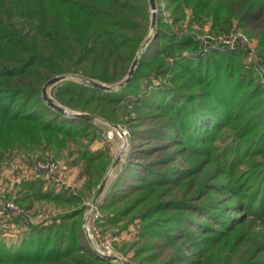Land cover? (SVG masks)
I'll use <instances>...</instances> for the list:
<instances>
[{
  "label": "trees",
  "instance_id": "16d2710c",
  "mask_svg": "<svg viewBox=\"0 0 264 264\" xmlns=\"http://www.w3.org/2000/svg\"><path fill=\"white\" fill-rule=\"evenodd\" d=\"M157 6L152 38L130 80L101 90L83 79L113 84L126 77L150 34L148 0H0V167L20 149L60 151L72 143L92 190L113 162L107 147L91 149L104 141L94 117L120 120L131 146L98 200L95 223L103 236L134 226V239L117 246L124 263L264 264V90L244 68L246 47L203 53L197 39L205 25L215 36L240 31L256 40L264 63V0ZM64 73L80 81L54 83L51 100L93 119L64 116L43 100V83ZM122 103L133 104V117L125 118ZM43 184L21 179L13 201L32 212L53 202L61 212L26 225L10 245L0 239V264H116L86 241L89 205L79 193L44 191Z\"/></svg>",
  "mask_w": 264,
  "mask_h": 264
},
{
  "label": "rangeland",
  "instance_id": "374dc122",
  "mask_svg": "<svg viewBox=\"0 0 264 264\" xmlns=\"http://www.w3.org/2000/svg\"><path fill=\"white\" fill-rule=\"evenodd\" d=\"M159 4L162 6V0H159ZM162 9L159 12L160 14H164V11ZM157 12H158V6H157ZM202 30H203L202 32H204L203 35H201V37H198L197 39L201 40L200 48L203 53L210 51V49L214 47V46H210V44L208 43H204L205 41H207L208 37L210 40L208 42H212L214 45L218 44L220 46L218 47L219 52L233 51V50H238V49L241 50V48L242 49L245 48L246 45L254 48L255 57L253 59H249L248 56L246 55L247 58L245 59L244 57V61L242 62H244L245 69L251 70V71L254 70L255 74H257L258 76L257 82L261 84L260 86L264 90V76H262V73L260 71V68L264 67V63L258 61L255 39H248L243 33H241L240 31H236V32H232L228 36V38L229 37L233 38V41H230V44L223 46L222 44H220L221 39L222 38L226 39L227 37L223 36L222 34H218L217 36H215L213 35V33H209L208 25H205ZM202 40H204V42H202ZM58 75H64L63 79L58 82L72 81V82L79 83L80 81L79 77L74 73H64V74H58ZM83 81H84V84H86L85 83L86 79H83ZM93 81H96V80H93ZM96 82H99V81H96ZM53 84L48 86L46 89V92L49 95V97H50V93H52ZM114 84L116 83L107 84V85H114ZM122 104H126L125 106L121 107V109L125 108V112L127 113L125 115V118L133 117L135 115V112L133 111V108H132L133 104L132 103L130 105L129 103H122ZM64 109H66V111H68L69 113L78 112L76 110L75 111L73 110V112H71L67 108H64ZM121 123L122 121L120 120L112 123V122L105 121L101 119L100 117H94V125L97 127L98 131L103 132V138L104 136L107 137L108 134L111 136V138L104 140V141H99V142L95 141L94 143L91 144V149L96 150L98 148L107 147L109 149V155L112 158V160L114 161L116 158H118L116 167L110 168L111 167L110 166L106 174L103 176V178L106 177V182H105V186L98 200H100L103 196H105L106 192L110 190L111 188L110 184L117 178V175L119 171L121 170L122 164L125 162L126 157L128 156V151L131 146V141L129 139V132L127 134L124 132L125 130L123 128L124 125ZM127 124L128 123H125V125ZM129 126L131 127L132 123ZM101 137H102V134H101ZM47 156H50L54 160L55 162L54 164L56 165L57 171L60 174L59 182L62 183V185L58 186L55 183L45 185L44 183L43 190L47 191L49 188H51L53 189L54 192H59L61 191V189L65 187H69L71 190H73V192L77 194L79 193L78 195L80 196L79 199H80L81 205H86L89 201H91L99 184L96 185L95 187L93 186L92 190L89 189L88 185H86L85 177L82 174V164H81V161L78 160L77 151L75 149V146L72 143H67V146H65L64 149H61L60 151L56 150L55 147L53 146L51 147L49 146H30L24 149L17 150L15 153H10L7 156L6 161L0 167V187L3 189L2 194H5V192H10L8 194L11 196H8L7 199L9 200V199L14 198L15 190H13L14 186L11 183L12 180H14L17 177L18 173L20 174V172H22L24 174L25 164L30 166L32 162H34L38 158L43 159ZM230 156H232V153L229 154V157ZM261 168L263 169V167ZM226 178H227L226 174H223V176L218 177L217 181L218 180L225 181ZM250 181H253V179ZM235 186L236 184L232 183L229 187L233 189V188H236ZM42 205L43 206L40 207L39 211H34V213L39 212L40 214H42L44 217V220H46V222L44 223H41V221L39 223H33V222L23 220L21 219L19 214L18 216H12V218H9L5 221L9 227L7 229H4L3 227L0 228V239L3 241V243L6 246L16 242V240L21 236L22 232L26 229V225L28 224L39 225L40 223L45 224L51 220L50 218L55 217L56 214L61 212L60 208L54 207L53 202H47V203L42 202ZM66 208L70 209V206ZM73 208H75V206L72 207L70 210H72ZM245 208H247V206ZM68 209H64V210L66 211ZM231 213L237 214L235 210H232ZM15 217H17L16 219L20 218L19 222L15 221L14 219ZM83 220H84V216H83ZM231 222H232V218H228L227 223L230 224ZM82 225H83V221H82ZM122 225H123V221H119V223L117 224L118 227ZM216 226L219 228L221 227L219 225H216ZM96 228L99 232L97 225H96ZM128 231H130L129 236L125 234L126 239L123 238L122 241H131L134 239L135 236L133 237V235H134V232L136 231L134 226L133 225L129 226V228L126 229V232ZM107 234H111V233L108 232ZM117 246L118 244H115V249L117 250L121 258L123 259H118V261H114V262L116 264H125L124 262L128 261V258L122 255L123 254L122 251H119L117 249ZM130 264H133V263L130 262Z\"/></svg>",
  "mask_w": 264,
  "mask_h": 264
},
{
  "label": "built area",
  "instance_id": "2783aa9c",
  "mask_svg": "<svg viewBox=\"0 0 264 264\" xmlns=\"http://www.w3.org/2000/svg\"><path fill=\"white\" fill-rule=\"evenodd\" d=\"M230 41H233V38H222L220 44L228 45L230 44ZM204 43L210 44V46H214L215 48L220 47L218 44H213L212 42L205 41ZM215 43V42H214ZM247 50V56L249 59H253L255 57L254 48L246 45ZM260 71L262 73V76H264V67L260 68ZM124 128V127H123ZM124 132L127 134L128 131L126 128H124ZM111 138V136L108 134L107 137L104 136V140H107ZM54 160L47 156L43 158L42 160H37L32 162V164L29 166L27 164L24 165L25 172L24 174L20 172L18 173L17 177L12 180V185L19 183L21 179H32L39 177L40 179L44 180L45 185L55 183L56 185L60 186L62 183L59 181V173L57 171V167L54 164ZM48 187V186H47ZM3 189L0 187V228L3 227L4 229H7L9 226L5 222L7 219L12 218V216H18V214H22L24 216V220L33 222V223H41L46 222L44 220V217L42 214L34 213L29 210H24L20 208V206L14 202L12 199H6L5 194H2ZM98 203V202H97ZM89 205V210L87 214L84 215L82 230L83 234L85 236V239L90 244L92 249L96 252L98 256L103 255H114L118 257V259L121 258L120 254L115 249V244H119L122 239L125 238V234L129 236L130 231L126 232L123 231L121 233H114V234H107V235H101L97 228L95 220L99 216V210L97 204L95 206H92L90 204V201L87 203ZM40 223V224H41ZM98 246V247H97Z\"/></svg>",
  "mask_w": 264,
  "mask_h": 264
},
{
  "label": "water",
  "instance_id": "95a60500",
  "mask_svg": "<svg viewBox=\"0 0 264 264\" xmlns=\"http://www.w3.org/2000/svg\"><path fill=\"white\" fill-rule=\"evenodd\" d=\"M149 2V9H150V34L149 36H147V38L144 40L142 46H141V49L139 50V52L136 54V56L133 58L130 66H129V69L127 71V75L126 77L114 84V85H107V84H103V83H99V82H96V81H93V80H87L85 81V83L89 86H92V87H95L97 89H101V90H116L118 88H121L123 87L131 78V75L136 67V64L139 60V56L142 52V50L147 46V44L149 43V41L151 40L152 38V32H153V29L155 27V18H156V14H157V0H148ZM64 77V75H55L53 77H51L50 79L46 80L41 88V93H42V98L43 100L47 103V105L49 107H51L53 110L59 112L60 114L64 115V116H73V117H80V118H88V119H93L92 116H89V115H85V114H82L80 112H73V113H69L68 111H66V109L56 105L52 100L51 98L49 97V95L47 94L46 92V89L48 86H50L51 84L53 83H56L60 80H62ZM117 161H118V158H116L113 163L111 164V167L110 168H113L116 164H117ZM105 182H106V177H104L101 182L99 183L91 201H90V204L92 206H95L98 202V198L105 186ZM102 257L106 258V259H109L111 261H118V257L114 256V255H103Z\"/></svg>",
  "mask_w": 264,
  "mask_h": 264
},
{
  "label": "crops",
  "instance_id": "0c3cea01",
  "mask_svg": "<svg viewBox=\"0 0 264 264\" xmlns=\"http://www.w3.org/2000/svg\"><path fill=\"white\" fill-rule=\"evenodd\" d=\"M96 142H99V141H96ZM100 145H102V144H100ZM116 165H117V164H116ZM116 165H115V166H116ZM115 166H114V167H115ZM13 186H14V184H13Z\"/></svg>",
  "mask_w": 264,
  "mask_h": 264
}]
</instances>
